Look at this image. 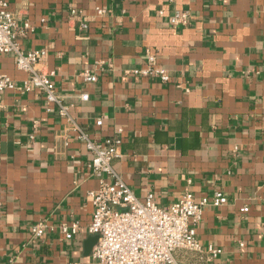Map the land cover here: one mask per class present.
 <instances>
[{
    "label": "crops",
    "instance_id": "0c3cea01",
    "mask_svg": "<svg viewBox=\"0 0 264 264\" xmlns=\"http://www.w3.org/2000/svg\"><path fill=\"white\" fill-rule=\"evenodd\" d=\"M6 1L16 26L32 28L16 35L20 50L47 51L36 69L54 72L72 120L95 141L121 128L122 156L111 167L136 198L152 193L167 207L185 191L196 201L215 191L226 197L195 228L220 255L206 262L177 250L176 262L264 264V0ZM176 11L187 12L185 26L168 23ZM147 52L168 82L124 73L145 68ZM84 69L95 82L78 75ZM0 74L26 77L13 54H0ZM45 109L36 91L0 97V264H91L87 192L98 182L74 134L66 147L58 140L57 107ZM42 219L44 236L30 238ZM71 221L79 230L66 241L59 224Z\"/></svg>",
    "mask_w": 264,
    "mask_h": 264
},
{
    "label": "built area",
    "instance_id": "2783aa9c",
    "mask_svg": "<svg viewBox=\"0 0 264 264\" xmlns=\"http://www.w3.org/2000/svg\"><path fill=\"white\" fill-rule=\"evenodd\" d=\"M96 13L103 15L104 10L96 8ZM162 14L163 11L158 10V15ZM69 15L80 17L82 13L70 9ZM187 18V12L176 11L169 17L168 23L173 27L185 26ZM85 25L82 23L83 27ZM31 29L28 22L17 27L8 2L0 0V54H13L16 68L26 74L20 82H15L6 74H0V97L6 90L20 94L33 91L41 93L46 102L45 111L49 112L55 106L57 114L64 120L63 127L57 134L60 143L66 147L70 140L69 133H73L84 145L89 156L87 167L98 182L96 189L87 192L92 214L86 231L89 235L98 236L91 250V264H180L174 259L177 250L195 252L206 262L216 259L222 252L221 248L213 244L202 246L195 237V228L201 222L206 207H217L226 203L223 193L215 191L210 197L196 201L191 192L185 191L167 207L158 206L152 193L146 194L142 201L136 198L111 167V162L122 156L121 128H115L113 135L102 141H95L72 120L67 107L55 92V85L51 80L54 72L45 73L36 69V65L45 60L47 51L39 48L23 52L19 48L16 35L24 36ZM146 61L145 68L127 69L124 73L151 77L162 83L170 80L168 70L155 66L154 56L149 52L146 54ZM102 63V60H97L94 66ZM78 75L84 81H96L95 74L89 69L82 70ZM87 98V94L80 96L81 100ZM95 123L99 126L101 120ZM35 124L36 121L34 126ZM247 210L246 206L241 208L242 212ZM47 229L45 219L39 220L30 227L29 237L40 239ZM59 229L64 240L70 241L79 230V223L62 222Z\"/></svg>",
    "mask_w": 264,
    "mask_h": 264
},
{
    "label": "water",
    "instance_id": "95a60500",
    "mask_svg": "<svg viewBox=\"0 0 264 264\" xmlns=\"http://www.w3.org/2000/svg\"><path fill=\"white\" fill-rule=\"evenodd\" d=\"M98 236L97 235H92L87 239V251H90L91 247L95 245V243L97 242Z\"/></svg>",
    "mask_w": 264,
    "mask_h": 264
}]
</instances>
